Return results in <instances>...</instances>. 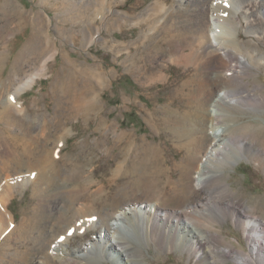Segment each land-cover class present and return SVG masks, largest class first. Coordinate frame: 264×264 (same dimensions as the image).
Here are the masks:
<instances>
[{"label":"rangeland","instance_id":"1","mask_svg":"<svg viewBox=\"0 0 264 264\" xmlns=\"http://www.w3.org/2000/svg\"><path fill=\"white\" fill-rule=\"evenodd\" d=\"M98 1L0 0V81L7 86L16 82V72L33 71L43 53L48 54L55 49L53 56L48 60L47 73L39 76L35 83L20 93V98L25 102L30 114L38 118L40 123L43 122L39 127H34L33 135L41 143L44 142L52 148L58 138L56 127L52 126L49 131H45L40 125L44 126V119L55 121L53 119L59 113L63 118L64 133L67 134L66 129L70 130L67 140L63 141L65 145L61 147L67 156L60 160V164L63 165L67 158L75 156L80 163H87V171L94 170V188L103 187L105 191L104 200L98 203L99 208L150 198L152 201L162 199L161 203L165 209H178L194 204L197 194L191 189V184L195 175L187 176L181 166L182 160L186 163L184 156L188 149L183 144L184 141H179L176 133L170 129V126L174 125L173 122H166L164 116L169 114L167 108L180 111L179 113L190 108L191 99L186 93L193 89V86L187 85L184 88V83L194 76L196 65L186 66L167 55L169 48L164 42L167 34L161 35L154 44L150 39L141 42L150 27L144 21L138 22L137 18L156 1H164L169 3L168 6H173L170 13L173 15L171 22L183 29L189 27L188 17L183 14L186 9L199 10L204 6L190 0H109L105 17L94 13V9L100 7L101 2ZM194 19L200 21V16H195ZM160 22L163 23L164 19ZM240 25V40L245 42L255 38L242 26L245 25L244 18H241ZM161 27L154 30V37H159ZM98 28L100 33L97 39L90 42V34L97 33ZM31 40L34 42L28 46ZM133 50L138 52V57L142 60L140 64H132V60H127ZM164 53L171 59H164ZM3 56L5 57L2 58ZM162 69L168 74L167 78L158 76ZM92 70L96 71L95 75L100 74L108 78L105 86L95 83ZM251 70L255 74L246 78V81H249L248 87L259 95L264 94V62L263 65L251 67ZM155 75L157 76L153 77ZM71 81L74 82L73 85ZM180 87L183 90L177 94ZM64 92L71 94L65 95ZM95 93H99L97 97L99 96L100 105L94 109H89L88 106V109L83 108L82 104ZM1 97L0 101H4L7 94ZM81 97L87 98L77 105ZM246 106L233 111L241 122L254 123V134L264 140V103H246ZM123 131L126 135L120 139L118 133ZM7 132L12 133V138ZM129 136L132 142H128ZM19 139H23L20 127H8L0 120V178L13 174L19 168L14 160L4 161L2 157L5 154L10 155L12 150L21 154L23 146L18 143ZM126 150L131 153L125 164L126 172L135 166L129 173L126 174L124 170L123 174L121 171L118 177H115V169L120 161L125 160ZM35 174L38 176L36 169ZM14 176L15 174L11 175L13 179ZM65 176L50 186L49 191L59 190L66 185L70 187L71 181L68 182ZM219 178V181L229 185L231 200L242 204L243 207L251 206L252 214H259L264 218L263 167L247 156L226 166L223 176ZM209 182L207 181L204 189H201L203 194ZM56 196H37L31 181L25 186L17 185L10 199L9 209L19 222L24 216H39L36 206L41 202L43 209H46L41 215L44 214L45 217L57 205L65 206V203L69 202L65 194L62 197ZM209 197L215 198L208 194H204L202 198L206 200ZM64 223L65 221L62 222L63 225ZM135 225V231L127 230L123 240L139 245L142 239L139 221L135 220ZM215 225L236 249L251 253L243 227L231 216L219 220ZM101 228V225H97L86 233L73 236L68 248H76L90 239L95 240ZM42 230L30 232L28 240H23L17 233L11 238L1 237L0 264H19L22 253L29 255L32 250L30 247L41 245L35 239L39 233H51L47 221ZM95 244L102 253L101 264H112L110 257L114 256L107 250L106 244ZM141 247L148 264H203L199 262L200 255L196 252L190 254L178 246L167 249L166 242H160L157 238L148 244H141ZM17 251L20 255L15 254ZM44 253L40 249L37 253L34 252L30 257V264H43ZM218 264L236 262L225 258L219 259Z\"/></svg>","mask_w":264,"mask_h":264},{"label":"bare ground","instance_id":"2","mask_svg":"<svg viewBox=\"0 0 264 264\" xmlns=\"http://www.w3.org/2000/svg\"><path fill=\"white\" fill-rule=\"evenodd\" d=\"M99 1L100 7L94 9V13L107 17L106 4L109 0ZM190 1L201 3L204 7L199 10L186 9L183 14L188 17V28L181 29L171 22L173 15L170 13L173 6H168L169 3L164 1H156L137 19L138 22H146L150 27L145 37L141 38V42L150 39L154 44L161 35L167 34L164 42L169 51L168 54H163L164 59L169 57L170 60L171 57L167 55H171L173 59L183 62L186 66L196 65L194 76L184 83V88L187 85L193 86V89L186 93L191 99L190 108L183 112L181 110V113L167 108L169 114L164 113L166 122L174 124L170 129L176 133L179 141H184L183 144L188 149L184 156L186 163L182 160L181 166L187 176L195 175L191 184V189L197 194L194 204L178 209H165L161 203L162 199L152 201L150 198L151 201L138 199L140 201L131 200L125 204H109L108 207L99 208L98 203L104 200L105 191L103 187L94 188L96 181L94 170L87 171L86 167H89L87 163H80L75 156L67 158L63 165L60 164V160L67 156L61 147L65 145L70 130L66 129L67 134L64 133L63 118L59 113L54 117L55 121L44 119V126L40 125L45 131H49L52 126L56 127L58 138L52 148L44 142L41 143L33 135L34 127H39L43 122L40 123L38 118L30 114L25 102L20 98V93L35 83L39 76L47 73L48 60L53 56L55 49L48 54L43 53L33 71L16 72L18 75L16 82L7 86L0 81V97L7 94V98L0 101V120L8 127L18 125L24 140L18 141L20 146H23L21 154L12 150L8 156L2 155L4 161L12 159L19 168L13 174L0 178V238L4 236L11 238L17 233L23 240H28L30 232L43 231L45 221L52 230L49 234L41 232L35 237L41 245L30 247L32 250L29 255L22 253L19 264H30L31 255L37 253L39 249L45 252L43 264H101L102 253L95 242L106 244L107 250L114 256L110 257L112 264H148L141 244H148L156 238L160 242L165 241L167 249L178 246L190 254L196 252L200 255L199 262L203 264H218L219 259L225 258L234 260L236 264H264V218L259 214H252L251 206L243 207L242 204L231 200L229 185L219 181L226 166L247 156L264 169V140L254 134L253 129L256 125L249 121L241 122L233 111L245 108L246 103L252 105L264 103V94L254 92L248 87L249 81H246V78L255 74L251 67L263 65L264 62V0ZM195 16H200V21L194 19ZM161 18L164 19L163 23L160 22ZM241 18L245 19V25L242 26L255 38L245 42L238 38ZM157 27H161L158 38L153 36ZM99 33L98 28L97 33L90 34L89 41L96 40ZM48 36L50 39L51 36L49 34ZM32 42L34 40H31L28 46ZM127 60H132V64H140L142 61L135 50ZM95 72L92 70L95 83L105 86L108 78L100 74L95 75ZM159 73V77L168 76L164 69ZM70 83L73 85L74 82ZM182 90L180 87L177 94ZM98 94L90 96L82 107L94 109L99 106ZM87 97L79 98L77 105ZM7 134L12 138V133ZM123 135H126L125 131L118 133L120 139ZM128 138V142L133 141L130 136ZM129 149L131 150V147ZM130 155L131 153L126 150L125 160L120 161L115 169V177H118L121 171L122 174L124 170L126 172L125 164ZM133 167H130L126 174ZM14 174L13 179L11 175ZM64 176L68 182L71 181V186L66 185L50 192L49 187ZM31 181L34 183V193L37 196L65 194L69 202L65 203V206L57 205L45 217L41 212L46 209H43L44 205L39 202L36 206L39 216H24L17 222L9 209L10 199L17 185L25 186ZM207 181L210 182L204 194L215 198L209 197L204 200L201 189H204ZM146 201L148 202L145 203ZM228 216L243 227L251 253L236 249L218 231L215 223ZM135 220L140 223L139 231L142 235L139 245L123 240L127 230L135 231L137 228ZM97 225H101L102 228L95 240L90 239L76 248H68L73 236L86 233ZM15 254L20 255V252L17 251Z\"/></svg>","mask_w":264,"mask_h":264}]
</instances>
